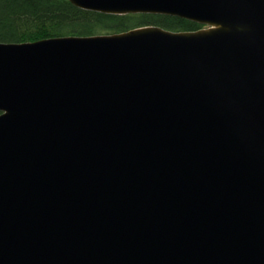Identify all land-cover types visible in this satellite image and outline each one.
<instances>
[{"label":"water","instance_id":"water-1","mask_svg":"<svg viewBox=\"0 0 264 264\" xmlns=\"http://www.w3.org/2000/svg\"><path fill=\"white\" fill-rule=\"evenodd\" d=\"M204 25L0 42V264H264V0H69Z\"/></svg>","mask_w":264,"mask_h":264},{"label":"trees","instance_id":"trees-1","mask_svg":"<svg viewBox=\"0 0 264 264\" xmlns=\"http://www.w3.org/2000/svg\"><path fill=\"white\" fill-rule=\"evenodd\" d=\"M144 25H158L172 31H195L205 27L177 16L101 14L77 8L69 0H0V42L113 34Z\"/></svg>","mask_w":264,"mask_h":264}]
</instances>
